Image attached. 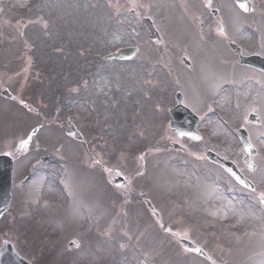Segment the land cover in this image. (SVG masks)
Returning <instances> with one entry per match:
<instances>
[{"label": "rangeland", "instance_id": "374dc122", "mask_svg": "<svg viewBox=\"0 0 264 264\" xmlns=\"http://www.w3.org/2000/svg\"><path fill=\"white\" fill-rule=\"evenodd\" d=\"M252 2L257 14L264 15V0ZM212 8L218 9L215 17ZM141 17L153 21L163 45L149 40ZM228 17L232 27L227 25ZM241 19L230 0H0V153L15 161L14 200L12 210L0 221V245L11 241L34 264H175L167 255L170 238L162 231L169 224V232L206 248L211 264L231 249L219 239L226 230L238 239L245 238L243 248L236 252L249 247L248 254L242 252L240 263L252 264L251 256L259 260L264 241L258 234L264 237L260 223L264 218L256 196H248L252 206L244 205L242 216L236 212L241 218L231 222L234 210L239 209L227 197L222 178L216 180L217 189L210 195L204 179H196V173L209 171L206 164L200 158L191 162V154L168 148L170 141L189 148L167 127L175 93L185 91L189 104L207 93L209 99L201 98L206 104L199 111L204 117L201 131L211 146L217 150L227 147L229 156L240 161L235 145L223 146L221 136L227 137L225 133L239 127L251 110L262 116L259 107L264 112V94L260 106L251 99L255 91L234 81V86H222V94L213 98L211 86L227 82L232 74L223 40L217 37L213 44L209 40L224 37L228 29L236 30L227 41L260 52L262 37L252 24L241 31ZM129 47L137 49L129 61L105 60L107 54ZM183 56L194 62L193 72L181 65ZM100 86L105 91L99 94ZM3 89L18 102L1 96ZM214 108L220 114H213ZM68 121L81 132L83 142L67 137ZM154 133L151 148L149 138L153 142ZM25 140L27 145L21 147ZM156 154H162L163 160L152 159ZM261 155V166L253 176L263 193L264 147ZM165 158H169L167 162ZM176 163L180 164L177 168ZM147 168L155 171L151 177H147ZM116 175H124L129 187L114 193L127 199L136 190L141 202L150 196L145 178L155 184L166 181L165 209L154 207L165 217L167 213L177 218L166 222L161 216L160 230L157 223L150 225L137 212L131 225L124 199L116 204L118 215L108 219L106 208L111 204L105 197L111 193L104 179ZM174 180H178L176 185ZM151 188L159 192L161 186L157 183ZM199 198L204 212L215 213L204 216L206 228H192L190 209L183 212L181 207L184 200L189 203ZM249 209L258 211L259 217L245 216ZM52 213L61 217L59 222L47 221ZM97 217L106 223L105 228L90 231L86 226L101 222ZM73 240L80 244L78 249L67 247ZM86 246L83 260L80 255ZM173 252L177 264H206L193 254Z\"/></svg>", "mask_w": 264, "mask_h": 264}, {"label": "water", "instance_id": "95a60500", "mask_svg": "<svg viewBox=\"0 0 264 264\" xmlns=\"http://www.w3.org/2000/svg\"><path fill=\"white\" fill-rule=\"evenodd\" d=\"M238 6L241 5V3H245L246 7H241L243 10H248L249 6L246 0H235ZM146 27L152 32V39L155 42L160 43L159 36L157 31L154 30V27L152 25L151 20L148 19H142ZM130 50V49H129ZM129 50H120L117 55H110L108 58H129L130 53ZM9 96V95H8ZM11 98V96H9ZM171 115L173 116V121L171 122L170 126L180 133V134H191L190 130H188L187 127L184 126V117H185V110L178 107L174 109V111L171 112ZM194 128V126H191ZM67 133L72 135L75 138L79 137V134L77 131H75L74 127L69 124V127L67 129ZM245 148H249V144L246 145L244 142ZM212 160L216 161V163L221 164L223 167H225L229 173L232 174L233 177H235L240 183L244 185H248V183L244 180L243 177H240L233 165L230 163L223 162L220 158L217 159L216 157L212 155H208ZM11 159L8 156H0V216L1 214L7 210L10 198H9V191L11 189ZM116 182L121 183V180H116ZM264 203V201H263ZM183 246L188 249L189 251L194 250L198 251L195 246L192 245V243H188L186 241H182ZM0 264H29L28 262L24 261L21 257H19L15 251H13L12 246L10 243H5L4 246L0 249Z\"/></svg>", "mask_w": 264, "mask_h": 264}, {"label": "flooded vegetation", "instance_id": "af4514ba", "mask_svg": "<svg viewBox=\"0 0 264 264\" xmlns=\"http://www.w3.org/2000/svg\"><path fill=\"white\" fill-rule=\"evenodd\" d=\"M264 48V47H263ZM252 54H255V52H252V51H249V50H245L244 54L245 55H251ZM259 54H261L262 56H264V49H262ZM235 63L237 62L238 63V59H237V56H236V59L234 61ZM244 69L246 70H249L251 71L252 73H254L256 75V77L254 78L255 79V83L259 84V83H264V73H262L260 70H256V69H252V68H249V67H243ZM261 78V79H259ZM225 142L223 141V146H225ZM226 147V146H225ZM222 152H226V149L225 148H221ZM220 153V152H219ZM196 155H199V154H196ZM221 155V154H220Z\"/></svg>", "mask_w": 264, "mask_h": 264}, {"label": "snow or ice", "instance_id": "6c2138e0", "mask_svg": "<svg viewBox=\"0 0 264 264\" xmlns=\"http://www.w3.org/2000/svg\"><path fill=\"white\" fill-rule=\"evenodd\" d=\"M241 7H246V4L245 3H241L240 5ZM221 33H223V29H220ZM30 139V138H29ZM28 141L25 140V141H22L21 142V147H24L25 145H27Z\"/></svg>", "mask_w": 264, "mask_h": 264}, {"label": "bare ground", "instance_id": "6f19581e", "mask_svg": "<svg viewBox=\"0 0 264 264\" xmlns=\"http://www.w3.org/2000/svg\"><path fill=\"white\" fill-rule=\"evenodd\" d=\"M105 91V87L104 86H100L98 93H103Z\"/></svg>", "mask_w": 264, "mask_h": 264}]
</instances>
